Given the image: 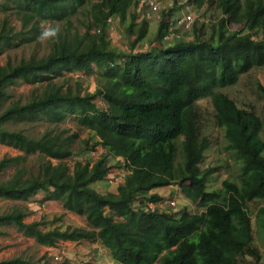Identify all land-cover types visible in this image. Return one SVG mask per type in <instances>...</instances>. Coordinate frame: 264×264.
I'll list each match as a JSON object with an SVG mask.
<instances>
[{"label": "trees", "instance_id": "1", "mask_svg": "<svg viewBox=\"0 0 264 264\" xmlns=\"http://www.w3.org/2000/svg\"><path fill=\"white\" fill-rule=\"evenodd\" d=\"M199 1L214 0L189 3ZM0 7V54L23 34L29 41L38 39L46 29L42 23L59 30L57 36L46 38L47 54L8 58L0 65V144L21 152L0 160V173L14 168L9 179L0 181V198L29 201L43 191L48 200L60 201L87 222L49 228L45 220L26 223L27 214L16 208L0 214V226L14 225L48 247L60 241L100 242L120 264L264 262L255 244L254 213L248 209L250 202L264 200V120L220 90L237 84L253 68L264 67V0H219L223 17L211 39L198 35L199 19L191 39L146 49L138 45L147 40L149 22L137 0H3ZM178 9L176 0L163 14L161 40L170 33L167 19ZM12 13L21 22L18 31L10 20ZM79 13L85 16L79 19L83 32L72 20ZM110 17L122 23L125 50L112 42ZM230 22L243 24L248 32L230 31ZM260 33L262 38L257 37ZM64 70L69 75L96 74L98 88L84 91L82 83ZM22 81L34 86L28 99L10 101L8 88ZM207 98L215 124L224 130L226 149L240 162L237 177L225 179L215 192L207 189L215 169L201 168L211 146L203 133L200 105ZM69 117L97 135L106 152L93 158L96 147L88 140L76 149L79 131L68 128L58 126L31 137L7 127L11 121L48 120L59 125ZM32 155L40 158L37 172L28 164ZM116 165L129 170L117 193L93 187L107 180ZM175 183L202 211H185L177 218L171 211L148 207L149 202L163 200L156 189ZM255 223L257 235L263 237L264 206L258 207ZM0 264L47 263L16 256Z\"/></svg>", "mask_w": 264, "mask_h": 264}, {"label": "rangeland", "instance_id": "2", "mask_svg": "<svg viewBox=\"0 0 264 264\" xmlns=\"http://www.w3.org/2000/svg\"><path fill=\"white\" fill-rule=\"evenodd\" d=\"M2 2L3 0H0V3ZM181 4H184L185 7H188V10L191 11L196 17V21L201 19V23H199L197 27L200 38L205 40L211 39L214 35L218 21L223 17L222 11L219 7V0H214L211 4L209 1H199L198 3L190 4L189 0H181ZM184 6L181 5V8ZM82 11L84 12V10ZM2 15L3 11L0 7V20L2 19ZM10 18L12 23L16 26V30H20L21 22L19 17L12 13ZM79 19L85 20V16L79 13L76 17L72 18L73 22L75 23L74 25L83 32L84 28L80 25ZM147 20L149 22V29L147 40L144 44L146 45L147 43L148 45L143 49L157 44L159 45L160 43L163 45H172L182 40V38L188 40L193 37L191 35L192 31L184 32L176 29L179 30L178 34L169 35L168 37H165L161 40L157 32V25L158 22L160 23V21L157 19ZM151 22L153 26L151 25ZM59 24L62 25V23ZM42 26L48 28V24L42 23ZM228 29L232 32H248V29H245L243 24L237 22H230ZM31 36H34V33H32ZM36 36L38 39L35 41H29L25 38L24 34L13 40L10 45L7 46V48L0 54V65H4L8 58H11L13 61H18L22 58H29L32 55L43 56L47 54L50 49L46 38L42 39L41 35ZM262 36L263 34L260 33L257 37L262 38ZM112 42L115 46L123 50L127 49L128 47L127 37L121 22L119 25L115 26ZM144 44L140 43L138 45L139 48H141V46H145ZM63 74H68V76H71L76 80V82L79 81L82 83L81 85L84 91L95 92L98 88L99 80L96 74H88L85 71H81L75 73L78 76L76 77L74 74L69 75L66 70L63 71ZM260 86H264V67L253 68L249 72L241 75L237 84L222 88L220 90L234 99L239 107L254 109L264 120V91L260 89ZM33 88L34 86L31 84H27L23 81L19 82L17 85L8 88V92L10 93L9 100L13 101L18 97H22L23 100L26 101ZM96 100L99 106L102 108L105 107V102H103L101 98ZM200 105L202 106L201 108L204 115L202 123L203 133L209 136L211 141V146L204 153L205 155L204 160L201 163V168L215 169V171L210 175L207 183L208 191L215 192L221 190L222 183L225 179L237 177L240 171V162L232 150L226 149L227 142L224 136V130L215 124L214 109L212 107L211 100L208 98L204 99L200 101ZM58 126L60 129L68 128L71 130V132L79 131L81 141L79 139L78 143L76 144V149L83 140H88L90 147L93 145L96 147L94 150L96 158L106 152V150L99 143V138L97 135L80 127L74 117L67 118L65 122L59 125L53 124L48 120H42L38 122L11 121L7 124L9 129L23 130L31 137H39L48 129H58ZM262 137L264 139V130L262 132ZM19 154H21L19 150L0 144V160L6 156H16ZM39 162V156H30V162L28 164L32 171L37 172ZM68 163L72 168L74 166L75 159L72 158L68 160ZM123 167V165L114 167L113 171ZM13 173L14 168L4 170L0 173V181L9 179ZM123 182L124 180L113 187H110L103 182L93 186L104 193H117L118 186ZM155 192L163 198V200H161L159 203H156L159 207H161H157V209L171 211L172 215L177 218L185 211L191 213L202 211V208L197 203L192 202L184 196L179 183L158 188L155 190ZM172 202L175 204L173 205ZM60 203L61 202L59 201H53L50 204V210L44 207L38 208L39 210L37 209L39 211L37 213L42 215L41 220H45L49 228L55 226H61L62 228H65L68 225H87L86 218L84 216L66 211L64 208H62ZM27 206L28 203L24 202L23 200L0 198V214L13 211L15 208H27ZM260 206H264V200L250 202L248 209L254 213L253 217L256 229L255 244L264 255V236L260 237L257 235V227L255 223V213ZM58 217L59 220H56ZM0 230L5 233L4 235L0 234V261L16 256H22L33 262L42 259L47 264H62L65 260H68V264H120L112 259L109 251L103 245H101V243H92L87 240L81 242L60 241L56 247H48L40 245L33 238L26 237L21 232H19V230L14 225L0 226ZM48 248H52L50 253H48L49 255L46 254V250ZM262 264H264V262Z\"/></svg>", "mask_w": 264, "mask_h": 264}, {"label": "built area", "instance_id": "3", "mask_svg": "<svg viewBox=\"0 0 264 264\" xmlns=\"http://www.w3.org/2000/svg\"><path fill=\"white\" fill-rule=\"evenodd\" d=\"M139 3V10L142 12V16L146 19L153 20L157 19L158 21L162 20L163 14L166 12L168 7H174L176 0H137ZM181 5L184 6V4H181V0H178V6H179V13L175 15L176 11L173 12V14L167 19V22H169V33L166 35L168 37L169 35L174 34V30L176 29H181L183 31H191L194 23L196 22V17L194 14L188 10V7H182ZM114 19L109 18L108 23L110 24L109 32L112 29V26L114 25ZM148 45V44H147ZM146 45V46H147ZM77 72H72L71 74H74L76 77ZM95 151H91V154L93 158L95 157L94 154ZM129 174V170H127L125 167L121 169L114 170L113 169L110 171L107 181L110 184H119L123 180H125L126 176ZM174 205L175 203L172 202ZM148 207L151 209H157L158 204L154 202H149ZM161 208V207H159ZM164 210V209H163Z\"/></svg>", "mask_w": 264, "mask_h": 264}, {"label": "crops", "instance_id": "4", "mask_svg": "<svg viewBox=\"0 0 264 264\" xmlns=\"http://www.w3.org/2000/svg\"><path fill=\"white\" fill-rule=\"evenodd\" d=\"M138 10H139V3H138ZM140 11V10H139ZM179 13V11H177L176 13H175V15H177ZM143 17V16H142ZM111 18H113V17H111ZM114 19V25L112 26V29H111V31L109 32L110 33V37L112 38V36H113V33H114V31H115V26L116 25H119V23L121 22L120 21V19L117 17V18H113ZM153 22V21H152ZM152 22H151V25L153 26V24H152ZM154 23V22H153ZM159 26H160V23L158 22V25H157V27L159 28ZM158 28H157V32H158ZM151 29V28H150ZM180 31H183V30H181V29H179ZM179 30H175L174 31V34H178L179 33ZM178 36V35H177ZM146 45H147V43H146ZM146 45L144 46V47H146ZM101 182H103L104 184H107V185H109L110 187H113V186H115L116 184H110L107 180H103V181H99V182H96V183H94L93 185H97V184H99V183H101ZM102 183V184H103ZM93 187H95V186H93ZM96 188V187H95ZM96 189H98V188H96ZM53 201H55V200H48L47 199V197H46V193L45 192H43V191H40L39 193H37V195L36 196H34V197H32L29 201H24V202H26V203H28V206H27V208H18L19 210H22L23 212H25L27 215H26V217H25V222L26 223H32V222H35V221H40L41 220V218H42V215H39L37 212H39L38 210V208H41V207H44V208H46V209H48V210H50L51 209V207H50V204L53 202ZM60 202V201H59ZM61 204V206H62V208H64L63 207V205H62V203H60ZM16 209V208H15ZM38 209V210H37ZM14 210V209H13ZM67 211V210H66ZM69 212V211H68ZM56 220H59V219H57L56 218ZM84 226H86V225H84ZM81 227V226H80ZM52 228V227H51ZM95 243H100V242H95ZM52 248H48L46 251H47V255H49L48 253H50V250H51Z\"/></svg>", "mask_w": 264, "mask_h": 264}, {"label": "clouds", "instance_id": "5", "mask_svg": "<svg viewBox=\"0 0 264 264\" xmlns=\"http://www.w3.org/2000/svg\"><path fill=\"white\" fill-rule=\"evenodd\" d=\"M167 1V0H165ZM194 26V25H193ZM193 28V27H192ZM58 28H53V27H48L46 29H44V31L41 34V38H51V37H55L57 36L58 33ZM175 31V30H174ZM185 32V31H184ZM191 32V31H190ZM171 33V32H170ZM174 33V32H173ZM182 40H185L184 38H182Z\"/></svg>", "mask_w": 264, "mask_h": 264}]
</instances>
